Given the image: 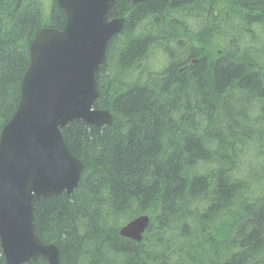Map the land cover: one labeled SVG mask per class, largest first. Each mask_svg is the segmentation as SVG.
<instances>
[{"label":"trees","instance_id":"1","mask_svg":"<svg viewBox=\"0 0 264 264\" xmlns=\"http://www.w3.org/2000/svg\"><path fill=\"white\" fill-rule=\"evenodd\" d=\"M110 16L94 108L112 123L62 130L79 182L34 204L35 235L60 264H264V0H115ZM64 23L56 0H0V132L31 42ZM141 215L142 239L120 237Z\"/></svg>","mask_w":264,"mask_h":264},{"label":"water","instance_id":"2","mask_svg":"<svg viewBox=\"0 0 264 264\" xmlns=\"http://www.w3.org/2000/svg\"><path fill=\"white\" fill-rule=\"evenodd\" d=\"M56 1L64 26L44 28L31 42L18 106L0 132V251L6 264L39 258L60 264L57 246L34 233L33 206L62 193L70 196L79 181L81 162L61 130L74 121L94 127L112 122L109 112L93 104L108 43L123 28V19L109 18L115 0ZM148 223L147 216H138L119 234L138 242Z\"/></svg>","mask_w":264,"mask_h":264},{"label":"rangeland","instance_id":"3","mask_svg":"<svg viewBox=\"0 0 264 264\" xmlns=\"http://www.w3.org/2000/svg\"><path fill=\"white\" fill-rule=\"evenodd\" d=\"M214 39H216V40H220V38H219L218 36L214 37ZM222 42H223V41H222ZM218 44H220L221 46H216V47H214V48H219L218 50H220L223 44H222L221 42L218 43ZM155 57H156V56H155ZM155 57H154V58H155ZM154 62H155V64H157V66H158V65H160V63H162V60H159V58H158V59H155Z\"/></svg>","mask_w":264,"mask_h":264},{"label":"bare ground","instance_id":"4","mask_svg":"<svg viewBox=\"0 0 264 264\" xmlns=\"http://www.w3.org/2000/svg\"><path fill=\"white\" fill-rule=\"evenodd\" d=\"M103 127V126H102ZM138 217V216H137ZM137 217H135V218H137ZM135 218H133V219H135ZM133 219H131V220H133ZM131 220H129V221H127L126 223H124L120 228H119V230H118V234H119V232H120V230L128 223V222H130ZM146 230V229H145ZM145 230H144V232H145ZM144 232L142 233V236H143V234H144ZM119 236L121 237V235L119 234ZM123 238V237H122ZM141 239H142V237H141ZM130 240V239H129ZM50 244H53V243H50ZM46 245H48V244H46ZM55 245V244H54Z\"/></svg>","mask_w":264,"mask_h":264}]
</instances>
